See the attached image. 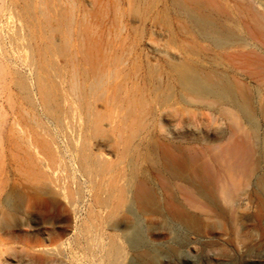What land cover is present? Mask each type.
I'll return each instance as SVG.
<instances>
[{
	"label": "rangeland",
	"instance_id": "rangeland-1",
	"mask_svg": "<svg viewBox=\"0 0 264 264\" xmlns=\"http://www.w3.org/2000/svg\"><path fill=\"white\" fill-rule=\"evenodd\" d=\"M0 264H264V0H0Z\"/></svg>",
	"mask_w": 264,
	"mask_h": 264
},
{
	"label": "bare ground",
	"instance_id": "bare-ground-1",
	"mask_svg": "<svg viewBox=\"0 0 264 264\" xmlns=\"http://www.w3.org/2000/svg\"><path fill=\"white\" fill-rule=\"evenodd\" d=\"M190 80L192 81V84L198 85V82L196 81L195 77H192Z\"/></svg>",
	"mask_w": 264,
	"mask_h": 264
}]
</instances>
